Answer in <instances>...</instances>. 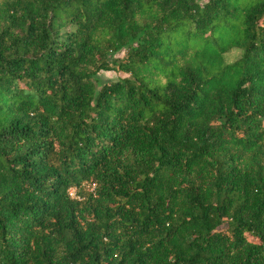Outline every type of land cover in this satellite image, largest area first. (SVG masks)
I'll list each match as a JSON object with an SVG mask.
<instances>
[{"label": "trees", "instance_id": "1", "mask_svg": "<svg viewBox=\"0 0 264 264\" xmlns=\"http://www.w3.org/2000/svg\"><path fill=\"white\" fill-rule=\"evenodd\" d=\"M0 264H264V0H0Z\"/></svg>", "mask_w": 264, "mask_h": 264}, {"label": "rangeland", "instance_id": "2", "mask_svg": "<svg viewBox=\"0 0 264 264\" xmlns=\"http://www.w3.org/2000/svg\"><path fill=\"white\" fill-rule=\"evenodd\" d=\"M239 56L238 52H231L228 55H226L225 59L227 62H232ZM127 75L123 73H115V72H100L98 74V80L99 83L105 82V81H114L116 79L124 78ZM71 195H74V192H72Z\"/></svg>", "mask_w": 264, "mask_h": 264}, {"label": "built area", "instance_id": "3", "mask_svg": "<svg viewBox=\"0 0 264 264\" xmlns=\"http://www.w3.org/2000/svg\"><path fill=\"white\" fill-rule=\"evenodd\" d=\"M73 190L70 191V194H72Z\"/></svg>", "mask_w": 264, "mask_h": 264}]
</instances>
